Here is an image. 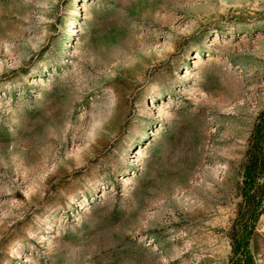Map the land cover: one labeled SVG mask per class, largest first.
Returning a JSON list of instances; mask_svg holds the SVG:
<instances>
[{"label": "rangeland", "instance_id": "obj_1", "mask_svg": "<svg viewBox=\"0 0 264 264\" xmlns=\"http://www.w3.org/2000/svg\"><path fill=\"white\" fill-rule=\"evenodd\" d=\"M263 116L264 0H0V264H228Z\"/></svg>", "mask_w": 264, "mask_h": 264}, {"label": "trees", "instance_id": "obj_2", "mask_svg": "<svg viewBox=\"0 0 264 264\" xmlns=\"http://www.w3.org/2000/svg\"><path fill=\"white\" fill-rule=\"evenodd\" d=\"M245 174L246 179L242 190L243 200L240 205L243 223L242 237L239 240L235 239L232 245L234 256L231 257L228 264H246L242 262V256H247L248 229L250 224L256 220L259 213L258 203L264 195V191L261 190V177L264 176V116L249 143ZM236 253L238 256H235Z\"/></svg>", "mask_w": 264, "mask_h": 264}]
</instances>
